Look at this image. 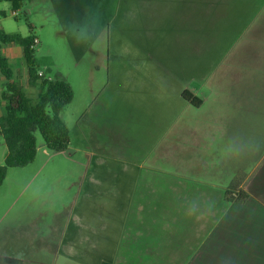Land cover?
<instances>
[{"label": "crops", "instance_id": "0c3cea01", "mask_svg": "<svg viewBox=\"0 0 264 264\" xmlns=\"http://www.w3.org/2000/svg\"><path fill=\"white\" fill-rule=\"evenodd\" d=\"M133 3L149 17L129 28L132 52L98 104L109 124L87 114L84 159L71 158L85 173L72 199L52 223L46 212L14 219L0 237V264L264 261L246 246L217 251L222 190L237 171L232 132L238 117L264 109V0ZM263 226L246 219L223 227L227 236L237 230L240 250L246 230Z\"/></svg>", "mask_w": 264, "mask_h": 264}, {"label": "rangeland", "instance_id": "374dc122", "mask_svg": "<svg viewBox=\"0 0 264 264\" xmlns=\"http://www.w3.org/2000/svg\"><path fill=\"white\" fill-rule=\"evenodd\" d=\"M133 1L77 0L76 6L67 15L66 25L52 0H27L17 13L13 12L10 3L0 4V29L8 35H34L37 38L35 50L40 72L48 79L65 80L74 92L73 101L61 113V118L70 130L69 149L63 153H54L48 149L44 151L40 147L44 140L38 132L40 148L36 160L24 168L9 169L0 188V237L22 213L32 217L33 214L46 212L47 223H52L53 214L61 212L72 199L74 184L85 173L84 164L76 165L71 158L84 159L83 144L80 141H84L82 138L88 127L87 114L94 110L95 116L92 119L100 124H109L108 117H102L98 104L109 83L116 81L119 59L124 58L128 51L132 52L134 36L129 28L149 17H142L140 5ZM4 54L12 61L17 81L36 100L40 90L29 84L22 48L17 45L7 46ZM5 81L0 73V94L4 91ZM232 133V164L233 168L236 165L237 171L232 172V181H225L227 186L222 194L231 185L243 180L242 189L253 198L247 204L237 207H230V204L223 202L222 247L217 251L229 256L226 254L246 252V246L247 251L259 250L264 253V226L246 230L249 232L246 238L250 240L245 244V240L241 239L240 250H237L240 239L233 234L237 230L231 228L227 236L226 229L229 228L223 227L229 221L246 219L264 225V202L260 193L250 186L253 180L257 182L264 174V109L238 117ZM7 154L4 138L0 136V166L4 164ZM232 262L264 263L262 260ZM190 264H194V261Z\"/></svg>", "mask_w": 264, "mask_h": 264}, {"label": "trees", "instance_id": "16d2710c", "mask_svg": "<svg viewBox=\"0 0 264 264\" xmlns=\"http://www.w3.org/2000/svg\"><path fill=\"white\" fill-rule=\"evenodd\" d=\"M26 1L0 0V4L10 3L13 12L17 13ZM52 1L66 25L67 15L76 6L77 0ZM36 39L34 35H8L0 29V73L6 80L4 91L0 94V136L4 138L8 149L5 162L0 166V188L9 169L24 168L36 160L39 148L38 132L46 148L54 153L66 151L71 144L70 130L61 118V113L73 101L74 92L65 80L48 79L45 75H40L36 59ZM11 45L22 48L29 84L40 90L36 100L17 81L9 59L4 56V49ZM184 98L196 106L201 104L200 100L193 99L190 94H184ZM241 182L227 189L224 196L226 203L246 204L250 200L252 195L241 189ZM250 186L260 193L264 202V174L257 182L253 180Z\"/></svg>", "mask_w": 264, "mask_h": 264}, {"label": "built area", "instance_id": "2783aa9c", "mask_svg": "<svg viewBox=\"0 0 264 264\" xmlns=\"http://www.w3.org/2000/svg\"><path fill=\"white\" fill-rule=\"evenodd\" d=\"M41 76H43L44 74L43 73H40Z\"/></svg>", "mask_w": 264, "mask_h": 264}]
</instances>
